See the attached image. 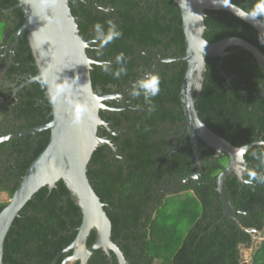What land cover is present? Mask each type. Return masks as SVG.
Listing matches in <instances>:
<instances>
[{
  "label": "trees",
  "instance_id": "trees-1",
  "mask_svg": "<svg viewBox=\"0 0 264 264\" xmlns=\"http://www.w3.org/2000/svg\"><path fill=\"white\" fill-rule=\"evenodd\" d=\"M220 1L244 10L256 3ZM17 4V0H0V39L12 17L19 20L17 30L24 23L23 11L14 9ZM70 7L81 37L90 42L87 54L95 61L91 70L95 92L110 95V87L121 90L146 73L160 77L161 90L151 105L142 94H131L136 85L120 101V116L100 113L112 132L118 133L109 136L117 155L101 145L88 166V178L112 223V241L127 264H241V246L250 250L253 245L247 230H264V184L227 178L232 214L224 218L217 179L229 158L202 144L198 178L179 185L174 194L163 191L198 170L187 133L182 138L174 133V126L180 129L186 122L180 98L186 64L174 61L186 53L179 8L172 0H72ZM10 9H14L12 15L4 13ZM109 20L117 24L122 36L101 47L94 25L102 24L106 34ZM205 25L204 38L210 43L238 37L264 54L261 34L228 12L206 11ZM18 49L16 61L34 78L37 67L26 35ZM226 52L221 63L219 58L207 59L197 109L207 126L232 145L256 144L244 156L247 180L251 171L264 176V144L258 143L264 140V73L255 58L240 47H229ZM120 53L124 59L118 62ZM122 68L126 71L120 72ZM41 82L22 90L12 112L0 103V138L52 121L48 92ZM152 106L154 110L149 111ZM49 141L50 131H43L0 144V195L8 196L0 202V213ZM81 222L80 208L70 199L63 181L52 191L41 189L15 219L5 241L3 264H51L74 242ZM96 237L93 230L89 248ZM69 255H62L57 264ZM251 263L264 264V240ZM88 264L119 263L114 255L111 261L98 250Z\"/></svg>",
  "mask_w": 264,
  "mask_h": 264
},
{
  "label": "water",
  "instance_id": "water-1",
  "mask_svg": "<svg viewBox=\"0 0 264 264\" xmlns=\"http://www.w3.org/2000/svg\"><path fill=\"white\" fill-rule=\"evenodd\" d=\"M17 1L16 9L23 11L25 19L17 36L26 34L37 67V74L30 83L46 81L45 88L48 94L50 89H59L61 94L54 104L51 103L53 113L51 122L0 138L2 144L50 131L48 146L30 165L7 206L0 213V264H3L5 241L15 219L36 193L45 187L52 191L60 181L65 183L70 191V199L80 208L82 222L74 242L59 253L51 264H57L64 254L70 255L62 264H88L89 259L98 250H103L111 261L114 255L119 264H127L119 246L112 241V223L104 210L105 205L87 175L90 160L96 149L103 144L112 148L111 143L99 130L106 126L100 113L109 110L105 102L116 97L101 95L94 91L91 70L95 61L87 54L89 42L80 35L78 23L70 7L72 0ZM172 1L180 10L185 36L186 53L174 60L186 64L180 93L186 119L183 130L190 139L195 167H198L195 174L176 183L186 184L198 178L202 165L200 160L202 144L227 155L229 163L217 179L226 218L232 211L225 181L235 176L242 184L245 183L247 163L244 156L256 144L246 145V152L241 154L239 151L241 147H236L223 139L201 119L197 102L205 83L207 59L219 58L221 63L229 47H240L255 58L264 73V54L250 42L238 37L227 38L217 43H210L204 38L206 11H225L237 17L233 12L234 7L239 8L236 5L220 0H217L218 3H214L213 0ZM229 5L233 8L228 7ZM242 21L264 35V20ZM82 42L87 43L85 47ZM234 222L243 229L236 218ZM93 230L96 231L97 237L94 245L89 248L88 238ZM247 232L253 237L250 249L252 259L264 240V230ZM244 251V246H241V264H252L243 257Z\"/></svg>",
  "mask_w": 264,
  "mask_h": 264
},
{
  "label": "flooded vegetation",
  "instance_id": "flooded-vegetation-1",
  "mask_svg": "<svg viewBox=\"0 0 264 264\" xmlns=\"http://www.w3.org/2000/svg\"><path fill=\"white\" fill-rule=\"evenodd\" d=\"M14 9L16 10V7ZM14 9L4 11V13L12 15V11ZM12 18L13 19L9 21L2 35V38L0 39V103L1 105H3L4 109H7V107H9L10 112H12V109L15 105H18L19 102H15V101L18 100V98L22 94V90L25 87L32 84L30 83V80L32 78L29 77L25 69L26 66L16 61L17 52H19L18 47H19L20 39L24 38L26 34L17 36V32L20 29L19 30L16 29V24L19 22V20H17L16 17H12ZM143 78H144V75L140 76L133 83H129V85H124L121 90H117V87H110L112 90V93L110 95L111 96L115 95L116 98H114L111 101L105 102V104L110 103V106L108 107L109 110H105L102 112L108 115L109 113H116L118 116H120L121 111L123 110V108L121 107L120 101L125 99L128 93H130L131 87L136 86L139 80ZM12 101L13 103L10 105L9 102H12ZM103 120L105 121L106 126L101 127L99 130L103 132L104 138L111 143L109 136H111V134H114L117 136L118 133L112 132L110 124L105 119ZM174 127H175L174 133H177V138H182V136L186 135V133L183 130L184 128L183 124L180 126L181 127L180 129L178 125ZM175 140L176 138L174 139V143H176ZM103 145H106V144H103ZM111 145H112V148L110 146L109 148L112 150L113 152L112 154L115 157L117 155V152H116L114 145L112 143ZM194 168L198 169L197 166L195 167V164H194ZM179 180L174 181L172 185H170L167 189L163 190L164 193L174 194L179 189V185H185V184H177L176 182Z\"/></svg>",
  "mask_w": 264,
  "mask_h": 264
},
{
  "label": "clouds",
  "instance_id": "clouds-1",
  "mask_svg": "<svg viewBox=\"0 0 264 264\" xmlns=\"http://www.w3.org/2000/svg\"><path fill=\"white\" fill-rule=\"evenodd\" d=\"M214 3H218L217 0H213ZM221 4V3H219ZM225 6L224 4H221ZM228 7L233 8L232 5ZM234 14L245 21H257L264 20V0H256V3L248 10L233 8ZM107 33L104 34L103 25L97 23L94 25V30L100 35L97 37V40L100 42L101 47L106 46L112 43L114 40L119 39L122 36V32L117 29V24L111 20L107 21ZM261 43H264V35L260 37ZM84 47L86 46V42H82ZM117 61H122L124 59V53H120L116 57ZM107 71V67L104 68ZM125 69H120V72H125ZM120 72H117L116 75L119 76ZM47 84L46 81H42V87ZM160 77L157 74L146 73L144 78L139 80L136 88L133 89V96H140L141 94L145 98V100L151 105L152 99L159 95L160 93ZM61 94V90L59 89H50L48 98L50 103H55L58 96ZM154 110V106L149 108V111ZM258 143L264 144V140L259 141ZM247 150V146H243L239 149L241 154H244ZM249 179L245 181V183L252 185L254 182H258L260 184H264V176L258 175L255 171H251L248 173Z\"/></svg>",
  "mask_w": 264,
  "mask_h": 264
},
{
  "label": "crops",
  "instance_id": "crops-1",
  "mask_svg": "<svg viewBox=\"0 0 264 264\" xmlns=\"http://www.w3.org/2000/svg\"><path fill=\"white\" fill-rule=\"evenodd\" d=\"M251 256H252V252L249 249H245V251L243 252V257L249 262L251 263Z\"/></svg>",
  "mask_w": 264,
  "mask_h": 264
},
{
  "label": "rangeland",
  "instance_id": "rangeland-1",
  "mask_svg": "<svg viewBox=\"0 0 264 264\" xmlns=\"http://www.w3.org/2000/svg\"><path fill=\"white\" fill-rule=\"evenodd\" d=\"M2 27H3V26L0 27V30L3 29ZM7 200H8V196H7V194H1V195H0V202H2V201H7ZM180 209H181V208H180Z\"/></svg>",
  "mask_w": 264,
  "mask_h": 264
}]
</instances>
